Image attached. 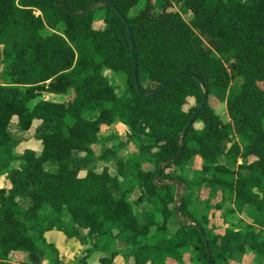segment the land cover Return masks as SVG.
I'll return each instance as SVG.
<instances>
[{"label": "trees", "instance_id": "1", "mask_svg": "<svg viewBox=\"0 0 264 264\" xmlns=\"http://www.w3.org/2000/svg\"><path fill=\"white\" fill-rule=\"evenodd\" d=\"M140 1L0 0V177L11 184L0 189V264H17L11 257L18 253L28 264H62L45 239L52 231L91 245L86 258L99 252L100 264H115L116 244L131 239L140 244L129 256L133 264L180 261L192 230L204 264L209 258L228 264L236 253L264 259V0H183L188 20L171 11L176 0L161 10L158 0H144L130 17ZM197 31L216 41L213 50L196 45ZM108 72L125 79L122 95ZM215 91L228 92L231 123L216 113ZM118 122L129 128L128 139L144 122L162 132L130 160L107 149L110 165L71 168L74 154L95 156L102 126ZM11 125L24 136L16 137ZM46 125L58 128L26 138ZM154 148L155 170L146 172L139 160ZM196 157L203 159L201 183L222 194L217 210L242 218L224 235L209 232L184 199L176 212L163 195L172 196L176 183L188 185L181 171ZM49 162L58 165L56 173L46 171ZM255 168L261 177H241ZM133 171L137 185L127 182ZM115 182L121 199L111 190ZM136 186L157 215L143 226L128 202ZM176 214L203 232L181 226L180 242L171 247L168 225Z\"/></svg>", "mask_w": 264, "mask_h": 264}, {"label": "crops", "instance_id": "2", "mask_svg": "<svg viewBox=\"0 0 264 264\" xmlns=\"http://www.w3.org/2000/svg\"><path fill=\"white\" fill-rule=\"evenodd\" d=\"M215 96L218 98V101H219V105L216 110V113L218 115H219L218 111L221 113V116L220 115L219 116L221 117L224 123H231L232 121L229 117L228 110H227L228 92L215 91ZM117 128H118V141L123 140V136L126 135L124 137V140L126 138L125 141L128 143V145L126 146L127 148H123V152L126 154V156L127 155L131 156L135 152H137L138 148L141 147L140 146L141 144L142 146L149 145L147 141L149 140V138H151V135H155L156 137L157 134L162 132L159 126L154 125V127H152L148 123H145V122L140 125L137 135L132 139L127 138L128 134L130 133L129 128L126 125L119 123V122L112 126H102L101 131L103 132L105 129H106L105 131L115 130ZM9 130L16 137L24 136L21 134L19 128L15 125H11ZM101 134L102 133L99 134V143L103 139L101 137L102 136ZM141 135L143 136L139 140ZM135 138H138L139 141H142L140 145L136 143ZM99 143L93 147L94 151H95V148L99 146ZM105 153L108 154L106 151ZM144 155L145 153L143 154L142 159L139 161L140 164L143 165V167H139V168H141L142 170L146 172L154 171L155 167H147V168L144 167L146 166ZM74 156L77 159V162H76V167L73 168L72 161H71V168L73 169H81L85 167V165L89 162L88 158L84 154H75ZM197 160H198V157H196L192 162L189 163V167H184L182 170V171L187 170V172H192L191 170L193 169L194 170L193 175L195 178H190L188 175L185 176L181 172V175L188 182V185L183 184V188L180 191L176 183L174 184L175 187L172 189L173 195L171 196L169 193L166 195L165 192H163L164 196L168 198V200L174 201L175 207L176 205L179 206L178 202L181 201V199H184L188 207V210L192 213L193 217L195 219L201 220L202 222H205L207 226V230L209 232L213 231L214 235H224L226 230L238 228L239 226L238 221L239 219H242V218L240 216L229 217V216H226V214L223 211L217 210L216 206L219 203H221L222 198H223L222 194L220 193V191L218 193L213 194L210 188L206 187L205 185L201 183V171L203 170V163H201L198 167H193L195 163L197 162ZM242 164H243V161L240 160L239 165H242ZM250 175H253L254 177H261L262 171L259 168H255L253 172H242L241 173L242 178H248ZM134 184L137 185L135 182ZM162 185H164V183H162ZM7 188L10 189L11 188L10 185ZM111 190L113 191V194L117 199H121L124 195L120 187L119 186L117 187L114 184H112ZM128 202L133 205L138 215V221H139L140 226H143L144 224L154 220V219L152 220V218H153V215H156L155 211L152 207H150L144 201V197L140 189L138 188V186H136L134 191L128 196ZM188 221L189 220L187 218H185L184 216L178 215V214H176V216H174L170 220V223L168 225L169 234H170L168 243L171 247H176L178 243L180 242L181 234H179V230L181 226L183 224H187ZM228 223H231V224H228ZM226 224H228L229 227L223 228V227H226ZM184 226L185 225H183V227ZM193 231L194 230H192L191 232L189 231V237L192 239V242H190V244H188L184 248L182 252L181 260L177 261L174 259H168L166 261V264H204L201 260L198 259V248H197L198 240L196 238V235L194 234L195 232ZM54 232L56 231L47 233V235L52 234L48 243L54 245V247L59 252V256L62 259L65 256V253L66 251H68V249H63L62 247L56 245L57 242L55 241V238L58 235L54 234ZM258 234L259 236L262 235L263 230H259ZM75 246L79 250L83 249L86 251L90 248L89 246L82 247L79 242L76 243ZM78 249L75 250L74 252H77ZM139 250H140V244L134 239H131L126 243H118L119 255L115 260V264H133V259L129 258V256L133 255ZM74 252L72 255H74ZM70 255L71 254L69 253V256ZM86 257H87L86 252L81 253L79 259L84 258L85 264H92L93 260L95 262L97 261V259H99V254L97 253L93 256H90L88 259ZM228 264H264V259L256 253H247V254L236 253L230 258Z\"/></svg>", "mask_w": 264, "mask_h": 264}, {"label": "rangeland", "instance_id": "3", "mask_svg": "<svg viewBox=\"0 0 264 264\" xmlns=\"http://www.w3.org/2000/svg\"><path fill=\"white\" fill-rule=\"evenodd\" d=\"M166 2H167V0H158L156 2V8H157V10H161L162 7H163V5ZM144 6H145V1L144 0H141L137 4V6L134 7V9L131 11L130 17H134V16L138 15L143 10ZM172 10L179 12L181 14V16L185 20H188L190 18V14H189L188 10L186 9L183 0H176V1H174L173 2V7H172L171 11ZM37 15H40V13H37ZM102 15H103V13L102 12H99L96 15V17L98 18V17H101ZM58 30L60 31V33L63 32V27H60ZM196 33H197V37L195 39V43H196L197 46H202L204 48L212 49V50L215 48L216 41L214 39L208 38V37L202 35L199 31H197ZM1 69L2 68L0 66V70ZM107 76L111 80V83L114 86L115 90L117 91L118 95H122L124 93V90H125V79L122 78L123 76L122 77L121 76H116V75H114L113 73H110V72L107 73ZM144 80H146V77H144ZM3 83L4 82L2 81V79L0 77V84H3ZM72 98H73V93H70L68 96H66L63 99V101H70ZM41 99L50 100L52 98L49 97V96H47L46 94H43V96H42ZM218 113L221 116V113L219 111H218ZM36 126L32 130V134H30L31 136L29 134H27V133L25 134L26 135V138H31V142L34 141V140H32L33 137L34 138L36 137V139L38 140L44 134L50 132L53 129H57L58 128L56 126L46 125L44 127H41L39 130H37L38 127H36ZM160 129L162 131V128L161 127H160ZM105 130L103 132L102 131L100 132V133H102L101 134L102 135L101 137L103 139L99 143V146H97L95 148V153L97 154V156H96V154L93 157L86 156L88 158L89 162L85 165V167L81 168V170L88 171V170H91V169L98 168L99 165H101V166H104L105 165L106 166V165H110L111 163H113V158L111 157V155L105 153V151L107 149H109V150L111 149V150L116 151L118 153V157L119 158H122V159H125L126 158L127 160L128 159L130 160V159H132L134 157V155L139 154V151H140V149L142 147V144H141L142 141H139V140L141 139V137L143 135L140 136L139 140H138V138H135L136 139V143H138L139 145L141 144L140 145L141 147L138 148V151L135 152L131 156H128V155L126 156V154L123 152V148H127L126 146L128 145V143L125 141L126 138L124 140V137L126 135L123 136V140H119L118 141V128L115 129V130H109V131H105ZM20 138H22V136H20ZM155 138H156L155 135H151V138H149V140L147 139L148 140L147 141L148 144H154L155 143ZM35 145L36 144L33 143V144L30 145V147H34ZM121 150H122V152H121ZM155 151H156V149L154 148V149H148V150H146L144 152L145 153L144 160L146 161V163H145L146 166H144V167H146V168L147 167H155V164H154V161H153V155H154ZM71 161H72V167L75 168L76 167V162H77V159L75 158V156L73 158H71ZM201 163H203V160L200 157H198V160H197V162L195 163V165L193 167H198ZM19 166H20V163H16V164H14L13 167L19 168ZM70 166H71V162H70ZM185 166L186 167H189V164H186ZM138 167H143V165H141L140 162H139ZM46 171L48 173H56L58 171V165L55 162H49V163L46 164ZM191 171L192 172H187V170H185V171H181V172L185 176L188 175L190 178H195L194 175H193L194 174V170L192 169ZM127 182L130 183V184H134V182H135V171H133V172L130 173V179H128ZM9 185L11 187V184L7 180L6 176H1L0 177V189H8L7 187H9ZM114 185H116L117 187L119 186V184L116 183V182L114 183ZM163 192H165L166 195L168 194V192H166V191H163ZM163 195H164V193H163ZM22 206L23 207H26L27 204L24 203V202H22ZM153 219L154 220L157 219V215H153L152 220ZM228 224H231V223H228ZM228 224H226V227H223V228H228L229 227ZM210 232L213 234V231H210ZM54 234H57L58 235L55 238V241L57 242L56 245L62 247L63 249H68V251H66L67 254L65 253V256L62 259L59 256V259L61 260L62 264H84L85 263L84 262V258L79 259V257L81 255V253H85L86 250H83V249H80L79 250L75 246V244L79 242L78 240H76V239H69L65 235H63L62 233H59V232H54ZM51 235L52 234H49V235L46 234L45 235V239H46L47 243L49 242V239H50ZM95 241H96V239L93 240L91 244H94ZM82 247H88V246H82ZM89 247H91V245ZM77 249H78V251L77 252H74ZM116 249H118V244H116ZM73 252H74V255H72ZM69 253L71 254L70 256H69ZM97 253L99 254V259H100V257L102 256L101 253L95 252L93 255H95ZM51 256H53V255H51ZM99 259H97V261H95V262L93 260V263L92 264H100ZM11 261L13 263H17V264H28L29 263L28 256L26 254H23V253H18L16 255H13L11 257Z\"/></svg>", "mask_w": 264, "mask_h": 264}, {"label": "water", "instance_id": "4", "mask_svg": "<svg viewBox=\"0 0 264 264\" xmlns=\"http://www.w3.org/2000/svg\"><path fill=\"white\" fill-rule=\"evenodd\" d=\"M132 40V37H131ZM132 51H133V59H134V67H135V77L137 78V61H136V57H135V47L134 45H132ZM162 88H160L158 91H156L154 94L158 93L159 91H161ZM204 108V105L199 109V111L193 116L191 122L189 123L187 130L190 129L191 125L193 124V122L195 121L197 115L199 114V112ZM182 150V148H181ZM158 179L160 178V174L157 177ZM157 182V181H156ZM177 186L179 187L180 191L183 188V184L182 183H177ZM177 207L178 205H176L175 207V211L177 212ZM197 225V224H196ZM197 228L201 231V233L203 232L202 228L200 227V225H197ZM208 264H211V259L209 258Z\"/></svg>", "mask_w": 264, "mask_h": 264}, {"label": "built area", "instance_id": "5", "mask_svg": "<svg viewBox=\"0 0 264 264\" xmlns=\"http://www.w3.org/2000/svg\"><path fill=\"white\" fill-rule=\"evenodd\" d=\"M183 225H185V226H192V227H196L197 228V225L195 223L187 222V224H183Z\"/></svg>", "mask_w": 264, "mask_h": 264}]
</instances>
